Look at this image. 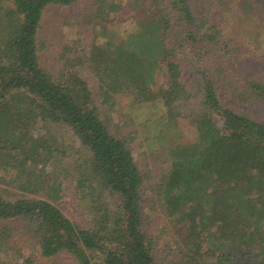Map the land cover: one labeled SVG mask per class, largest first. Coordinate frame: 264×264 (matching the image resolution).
Wrapping results in <instances>:
<instances>
[{"label":"trees","instance_id":"trees-1","mask_svg":"<svg viewBox=\"0 0 264 264\" xmlns=\"http://www.w3.org/2000/svg\"><path fill=\"white\" fill-rule=\"evenodd\" d=\"M171 1L185 30L172 29L162 11L153 14L156 0H94L95 10L111 9L122 20L149 18L152 25L147 32L129 33L130 39L117 28L92 29L91 39H71L66 51L81 41L89 50L76 49L85 55L73 59L69 53L68 63L53 77L40 53L42 15L51 5L74 0H0V184L32 195L9 199L0 194V223L34 221L42 257L68 252L82 264H264V123L221 104L209 67L200 71L188 62V55L194 61L204 55L218 75L238 85L223 64L230 45H217L219 32L207 37L217 29L205 28L204 19L197 23L189 0ZM243 6L245 1L235 8L244 11ZM167 36L174 42L160 57ZM178 51L184 61L176 59ZM72 62L86 66L96 92L72 70ZM182 64L191 65L193 75L210 77H201L200 89L196 83L188 88ZM226 65L237 68L234 61ZM159 73L165 87L157 95L152 88ZM250 78L251 95L264 101V84ZM119 95L148 112L142 128L149 158L164 165L161 182L147 189L150 202L139 193L144 176L131 148L101 118L102 108ZM37 126L46 138L37 136ZM58 126L68 128L86 152L64 174L80 200L90 202L87 228L53 204L63 197L60 187L43 186V170L57 153L53 132ZM182 132L189 143L173 144L171 137ZM41 192L45 198L37 197ZM148 205L154 216H164L174 232L179 230V259L167 261L156 253L163 236L146 228ZM2 231L8 230L0 228V237Z\"/></svg>","mask_w":264,"mask_h":264},{"label":"rangeland","instance_id":"rangeland-1","mask_svg":"<svg viewBox=\"0 0 264 264\" xmlns=\"http://www.w3.org/2000/svg\"><path fill=\"white\" fill-rule=\"evenodd\" d=\"M238 1L239 3H237V0H189L193 16L198 19L197 23L204 19L206 21L205 28L211 29V27H214L217 29L209 30L207 37L209 38L211 34L214 35L219 32L221 35L216 37L217 45L221 44V42L227 43L228 46L230 45L227 47L229 54L223 58L226 63L223 64H225V70L234 75L238 85L232 86L225 79V76L218 75L217 71L212 67L213 64L209 65L205 62L206 56L202 55L199 57L201 58L200 60L194 61L188 55L187 59H190L188 62L194 63L196 70L203 71L202 67H209L214 80L213 88L216 90L217 98L221 104L232 107L233 111L239 115H245L254 121L264 123V101L255 99L250 93L252 83L250 75L255 79L253 82L262 81L261 84H264V0ZM244 1L246 5L242 7L244 11L243 9L235 8V5L239 7L240 3L242 4ZM171 2V0H156L153 14L162 11L168 17V20H171L172 29L185 30L187 25L180 22L177 11L173 8ZM10 3L7 2L5 5ZM93 3L94 0H74L72 4L51 5L44 10L38 41L42 43L40 53L47 65L44 66L45 70L51 76L57 77L59 75L64 64L68 63L69 53L71 54V59H73L76 55H85L84 52H88L89 47L86 50L83 49L85 48L83 41L79 43V46L76 44L77 47H71V52L66 51V47L71 46V39L77 41L80 38L83 39V35L91 39L92 29L104 30L111 28L113 30L117 28L118 31L122 29L123 36L125 35V38H129V33L147 32L152 25V21L149 18L140 20L118 19L116 13L111 9L106 11L103 9L100 11L95 10ZM238 14L242 15V18ZM243 15L245 16L244 18ZM207 40V38L202 40L201 49L203 52L207 48ZM173 42L172 36L170 38L167 36L166 41L162 43L164 49L161 51L160 57L167 54V50L172 47ZM76 49H82L84 52H76ZM216 51L218 56L223 55L221 49ZM180 52H177L176 59L184 61L185 57L183 58ZM191 54L194 55L195 52ZM231 61L237 64V68L236 66L234 68V66L229 67L226 65ZM202 62H205V64L201 66ZM49 65L51 67H48ZM71 65L73 66V68L71 66L72 70H77L78 75L88 82L90 91L92 93L96 92L97 85L95 80L88 75L89 72L86 70V66L83 67L76 62H72ZM251 67H255L256 72L255 70L252 71ZM182 68L188 88L193 87L192 85L196 83L198 90L205 81L201 77H210H203L198 74L193 75L191 65L182 64ZM256 73H261L262 75L259 76ZM153 85V93L159 95L160 90L163 86L165 87V78L161 73L155 77ZM200 98L201 96H199V101ZM244 100L246 102H243ZM101 112V118L110 133L127 142L131 148L135 161L139 166V171L144 176V183L139 193L144 201L150 202L152 197L149 196L147 189L161 182L164 174V171H162L164 165L157 157L153 160L149 158V150L147 148L149 145L142 128V124H145L144 117L148 112L134 107L132 98L124 95L117 96L113 104L110 106L106 105ZM178 123H182V121L179 120ZM221 123V121H218L219 125ZM182 125L186 126L181 124V128ZM55 129L53 135L56 140L57 153L51 163H47L43 170V173L46 174L43 186L48 184V186L56 185L60 187L63 197L61 200L53 201V204L76 225L81 228H87L91 214L89 209L90 202L87 199L80 200L73 189V185L67 183L66 175L64 174L67 172L66 168L71 166L72 160L84 157L86 152L78 141L71 139V131L68 128L58 126ZM35 131L37 136L39 134V136L46 138L45 131L41 130L39 126L36 127ZM63 132H65L66 137L58 139ZM188 138L189 136L182 132L171 137L170 141L173 144H187L189 143ZM58 142L60 143L57 144ZM0 194L9 199L22 196V194L23 196H32L30 195L31 193H21L20 188L17 186L7 184H0ZM37 197L45 198V196H42V192ZM144 212L146 223L149 224L146 227L149 229L148 231H156L157 228L161 236H163L156 253H159L165 259L167 258V261L172 260V256L175 259H179L177 253H179L180 242L176 243V240H179L177 239L179 230L174 232L169 220H164V216H154L149 205L145 207ZM35 225L34 221L29 220L0 223V228H7L8 230L6 233L2 231L0 237V264H51L52 262L58 264H82L78 257L68 252L59 253L52 258L42 257L39 254L40 244L35 241L37 239L34 233ZM164 226H166L165 229Z\"/></svg>","mask_w":264,"mask_h":264}]
</instances>
